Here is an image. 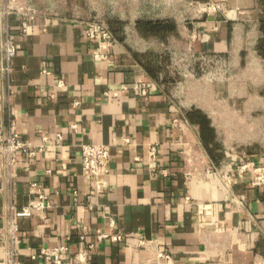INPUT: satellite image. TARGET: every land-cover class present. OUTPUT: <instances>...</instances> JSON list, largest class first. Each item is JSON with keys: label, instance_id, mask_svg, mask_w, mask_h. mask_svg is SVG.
<instances>
[{"label": "crops", "instance_id": "1", "mask_svg": "<svg viewBox=\"0 0 264 264\" xmlns=\"http://www.w3.org/2000/svg\"><path fill=\"white\" fill-rule=\"evenodd\" d=\"M210 2L221 8L204 11ZM10 10L0 34L18 48V131L44 149L18 152L12 175L0 164V231L9 207L33 197L32 182L52 204L44 218H17L23 264H56L32 254L62 245L64 262L80 255L74 264H158L156 249L172 264H264V185L251 184V171L229 186L205 171L227 151L264 165V0H12ZM91 16L107 20L111 46L88 36ZM84 143L111 146V171L97 182L83 173ZM155 143L167 176L149 161ZM99 230L128 239L99 241ZM4 250L0 239V262Z\"/></svg>", "mask_w": 264, "mask_h": 264}, {"label": "built area", "instance_id": "2", "mask_svg": "<svg viewBox=\"0 0 264 264\" xmlns=\"http://www.w3.org/2000/svg\"><path fill=\"white\" fill-rule=\"evenodd\" d=\"M221 5L217 2H210L202 5V9L206 12L218 11ZM12 13L11 10L0 14V24H2L3 16L7 17ZM22 13L27 16H32L35 11L28 10ZM87 25V34L91 39L99 41L101 44L111 46L115 41V36L106 19L99 16H91L85 20ZM24 28L27 27V22L24 21ZM18 53V48L12 39L11 35L6 30L2 35L0 34V85H5L7 80V88L9 90V124L8 126L0 125V164L2 168L9 174H13V168L18 161V152L25 153L29 156H34L44 149V144L35 146L31 141L22 138L17 126V108L12 100L14 94V84L12 83V73L14 71L13 61ZM99 57V56H97ZM199 59L204 62V65L211 66L215 64L213 58H208L206 55H200ZM7 78V79H6ZM63 81H59V86H63ZM147 87V86H146ZM144 86L143 93H146ZM117 94H114L116 96ZM177 119H175V122ZM63 139L62 134L56 135V142L61 143ZM48 138L44 137V141ZM124 143H129L128 139ZM158 144H151L149 147L148 158L152 162V168L155 176H167L166 169H160L155 161L158 155ZM233 151V150H231ZM227 160L221 165L214 163L206 168V173H211L217 176L226 186H229L233 180V174H244L247 171L252 172L251 184L255 187L264 185V165L257 163L253 159L240 160L234 159L232 152L227 151ZM82 167L83 173L90 177L92 182H97L103 175H107L111 171V146L105 143H84L82 144ZM194 171H187L185 173L187 178L195 176ZM34 189L33 197L29 203L22 208H17L14 205L9 207V217L5 225L0 231V239L4 244V256L0 264H23L20 258V243L19 225L17 218L27 217L32 215H39L45 217L46 210L51 207V199L49 194L45 191L42 184L32 182ZM84 237V236H82ZM99 241L110 239L114 242H125L128 236L122 232L102 231L97 233ZM139 245L142 247H152L154 241L147 238L144 234L138 235ZM68 250L66 245L55 247H42L39 252L32 254V258H43L46 261H51L56 264H74L75 261L80 260L76 255L74 261L64 262L63 253ZM156 262L158 264H172L173 256L170 252L156 249Z\"/></svg>", "mask_w": 264, "mask_h": 264}, {"label": "rangeland", "instance_id": "3", "mask_svg": "<svg viewBox=\"0 0 264 264\" xmlns=\"http://www.w3.org/2000/svg\"><path fill=\"white\" fill-rule=\"evenodd\" d=\"M8 0H0V14L6 13L10 10V0L9 3H6Z\"/></svg>", "mask_w": 264, "mask_h": 264}, {"label": "trees", "instance_id": "4", "mask_svg": "<svg viewBox=\"0 0 264 264\" xmlns=\"http://www.w3.org/2000/svg\"><path fill=\"white\" fill-rule=\"evenodd\" d=\"M150 27H151L152 29H154V30H158V29H161V28L163 27V25L152 24Z\"/></svg>", "mask_w": 264, "mask_h": 264}]
</instances>
